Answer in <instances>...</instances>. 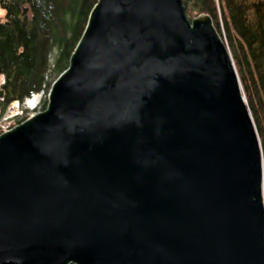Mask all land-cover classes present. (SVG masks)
<instances>
[{"label": "water", "instance_id": "95a60500", "mask_svg": "<svg viewBox=\"0 0 264 264\" xmlns=\"http://www.w3.org/2000/svg\"><path fill=\"white\" fill-rule=\"evenodd\" d=\"M0 264H264L263 149L210 15L97 0L0 135Z\"/></svg>", "mask_w": 264, "mask_h": 264}, {"label": "trees", "instance_id": "16d2710c", "mask_svg": "<svg viewBox=\"0 0 264 264\" xmlns=\"http://www.w3.org/2000/svg\"><path fill=\"white\" fill-rule=\"evenodd\" d=\"M188 17L208 14L226 42L264 156V0H183ZM97 0H0L3 110L47 88L69 66ZM48 101L44 102L43 109ZM23 119H18L17 124Z\"/></svg>", "mask_w": 264, "mask_h": 264}, {"label": "built area", "instance_id": "2783aa9c", "mask_svg": "<svg viewBox=\"0 0 264 264\" xmlns=\"http://www.w3.org/2000/svg\"><path fill=\"white\" fill-rule=\"evenodd\" d=\"M5 82V75H0V92ZM49 91L50 87L47 88V84H44L39 92L31 94L22 102L14 101L8 104L5 110H3L5 98L0 94V135L19 125L16 123L18 119L25 121L34 114L44 111L43 106L44 102L48 101Z\"/></svg>", "mask_w": 264, "mask_h": 264}, {"label": "rangeland", "instance_id": "374dc122", "mask_svg": "<svg viewBox=\"0 0 264 264\" xmlns=\"http://www.w3.org/2000/svg\"><path fill=\"white\" fill-rule=\"evenodd\" d=\"M53 83V82H52ZM51 86H52V84H51ZM51 88V87H50Z\"/></svg>", "mask_w": 264, "mask_h": 264}]
</instances>
